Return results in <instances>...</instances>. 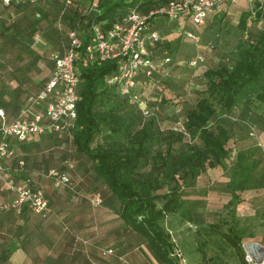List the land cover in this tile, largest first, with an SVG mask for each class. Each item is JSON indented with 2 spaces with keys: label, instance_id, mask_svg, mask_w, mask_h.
<instances>
[{
  "label": "trees",
  "instance_id": "trees-1",
  "mask_svg": "<svg viewBox=\"0 0 264 264\" xmlns=\"http://www.w3.org/2000/svg\"><path fill=\"white\" fill-rule=\"evenodd\" d=\"M84 1L87 0H72L71 5H67V0H40L36 4L12 1L7 6L0 2V50L5 56L4 61L8 62L0 64L3 79L0 81V110L5 112L6 123L15 122L21 111L29 106V99L44 86L34 81L41 60L32 47L37 34L41 32L47 40L55 43L54 38L57 42L61 40L63 27L69 30V34L79 28L80 37L86 45L92 22L105 23L108 27L123 20L131 7L142 6L134 0H90L97 1L101 14L88 16L86 11L89 5L82 11ZM41 5L52 8L49 16L41 14L44 10ZM254 11L258 18L264 17V0L256 4ZM250 16V13L242 14V29H246ZM84 57L85 50H82L80 59ZM77 67L81 83L75 128L70 133H47L24 142L9 139L14 156L3 163L1 173L8 175V179L17 185L26 184L33 190H41L23 174L24 169L32 158L40 157L36 164L41 166V159H47L48 152L62 142L82 160L80 163L72 160L74 176H71L69 167L65 165L54 168L68 174L73 182L72 187L60 186L76 192L91 187L97 189L101 181L118 201L117 206H114L116 214L132 233L140 237L159 264H181L176 254V245L165 226L167 217L171 215L198 225L199 235L205 237L199 248L203 261H208V264H229L228 259L234 258L237 264H247L241 247L243 239L236 235L239 221H223L229 226L227 230H222V226L217 223L204 225V221L181 200L177 183L180 177H199L207 169L221 165L228 157L227 145L231 139L232 121L218 118L211 99L219 102L230 114L241 99L251 94H257L258 101L264 104V32L257 41L240 49L233 68L221 67L207 71V92L210 98H200L184 122L190 140L199 139L202 145L182 148L177 152L155 149L156 143L160 141L157 116L143 119L139 108L122 97L117 88L106 86V78L118 70V61L88 67H83L80 61ZM154 77H141L140 83L145 79L151 84ZM4 90L9 91L6 98L2 97ZM214 120H218L219 124L215 131H211L209 124ZM100 137L103 139L101 142ZM155 156L158 157L155 170L163 174L162 181L144 171ZM21 161L24 165L19 169ZM13 162H16L17 167L10 168L8 164ZM240 170L236 173L237 165L233 168V178L228 185L236 202L240 201L239 192L255 188L251 183L249 167L242 165ZM51 180L55 178L51 176ZM1 187L0 182V192ZM164 187L167 189L160 193ZM7 194L10 202L14 195L9 187ZM97 197L102 204L99 194L93 196L90 202L93 203ZM0 212L15 217H21L26 212L47 217L51 213L50 201L46 215L34 213L27 205L22 207L20 213L12 208L0 209ZM208 241L212 243L210 251L214 252L210 257L206 253Z\"/></svg>",
  "mask_w": 264,
  "mask_h": 264
},
{
  "label": "rangeland",
  "instance_id": "rangeland-1",
  "mask_svg": "<svg viewBox=\"0 0 264 264\" xmlns=\"http://www.w3.org/2000/svg\"><path fill=\"white\" fill-rule=\"evenodd\" d=\"M239 5V8H232L228 14L216 17L202 27H194L183 21L169 23L161 18L155 20L153 29L161 34L162 47L170 51L173 61L172 64L155 74L151 84L142 79L138 87L140 95L149 103L153 116H157L160 141L156 143L155 149L177 152L182 148L202 145L199 139L190 140L185 132L184 122L200 98H210L207 92V71L221 67L233 68L240 49L257 41L264 32V17L258 18L257 12L252 11L247 4ZM41 8L44 9L41 12L43 16H49L53 11L49 6L41 5ZM243 13L251 14L245 30L240 27ZM52 15L55 14L52 13ZM43 23L45 24L46 21ZM65 30L68 29H63L64 32ZM185 31L193 32L196 39L187 38ZM61 37L58 42L54 38L55 43H52L41 32L35 36L32 47L41 57L34 77L35 83L44 85L51 75L50 55L62 47L65 42V33ZM156 50L160 52V47H157ZM199 53L206 57L204 65L196 69L189 67L188 61ZM4 59L5 56L1 52L0 64ZM0 81H3L1 75ZM1 86L3 87L4 83ZM8 94L9 91L4 90L2 97L6 98ZM256 95L251 94L241 99L231 114L219 102L211 99L218 118H228L232 121L231 139L227 145L228 157L221 165L207 169L199 177L195 179L180 177L177 183L181 200L196 213L200 220L204 221V225L217 223L222 226V230H227L229 226H226L223 221L230 223L232 219L239 221V228L242 224L249 225L250 223L256 226L264 224V192H239L240 201L236 202L228 187L233 178V168L236 165V173L241 171L242 165L249 167L253 185L260 186L264 179V104L258 101ZM142 118L150 117L143 116ZM218 124V120L210 122L209 129L215 131ZM99 141L101 142L103 139L100 137ZM47 157V159H41V166L36 164L40 157L32 158L27 168L24 167L25 173H23L27 178L32 179L41 189L40 191L46 195H48V187H59L56 180H51L49 170L51 172L54 168L63 167L66 160H74L78 163L82 160V157L74 154L71 148L62 142L51 152H48ZM156 159L158 157L155 156L150 166L144 171L162 181L163 174L155 170ZM23 165L19 163V169ZM8 166L13 168L17 167V164L13 162ZM7 176L0 173V182L2 183L0 207L11 202H9L7 194L9 180ZM50 183L56 184L52 186L49 185ZM166 189L167 187H164L160 193ZM46 195L45 197L48 199ZM165 226L176 245V254L181 264H208V261H203L199 250L200 243L205 240V237H201L202 234L199 235L198 225L190 223L182 217L171 215L167 217ZM239 228L236 235L241 237ZM245 241L247 240L243 239V242ZM208 243L206 253L210 257L214 252L209 249L212 248V243L210 241ZM228 263L237 264V261L234 258H229Z\"/></svg>",
  "mask_w": 264,
  "mask_h": 264
},
{
  "label": "built area",
  "instance_id": "built-area-1",
  "mask_svg": "<svg viewBox=\"0 0 264 264\" xmlns=\"http://www.w3.org/2000/svg\"><path fill=\"white\" fill-rule=\"evenodd\" d=\"M12 1L36 4L40 0H0L6 6ZM134 1L142 6L131 7L123 20L108 27L105 23L92 22L90 38L86 45L80 37L79 28L70 32L65 51H54L50 55L53 63L50 79L37 95L29 99V106L21 111L15 122L6 123L5 112L0 110V173L3 171V163L14 156L9 139L24 142L47 133H70L75 128L81 83L78 62L81 61L83 67H88L118 61V70L106 78V86L117 88L120 95L129 103L136 105L143 116L151 117L153 113L149 103L138 92L140 79L141 77L152 79L157 72L173 62L170 51L162 47L161 34L153 29L154 21L161 18L169 23L184 21L194 27H202L213 17L228 14L231 7L242 1H246L252 11L258 2H263V0ZM71 4L72 0H67V5ZM93 13L101 14L97 1L90 2L86 11L88 16ZM185 36L196 39L195 34L190 31H185ZM157 47H160V52L156 50ZM82 50H85V57L80 59ZM205 60V55L199 53L188 61V66L193 69L199 68ZM50 176L55 178L59 186H73L67 174L52 170ZM7 184L14 197L8 205L0 207L1 210L12 208L20 213L22 207L27 205L36 214H47L49 201L42 191L33 190L26 184L17 185L12 179H9ZM93 204L100 205L101 199L97 197ZM241 247L247 264H264V241L248 240L242 242Z\"/></svg>",
  "mask_w": 264,
  "mask_h": 264
},
{
  "label": "crops",
  "instance_id": "crops-1",
  "mask_svg": "<svg viewBox=\"0 0 264 264\" xmlns=\"http://www.w3.org/2000/svg\"><path fill=\"white\" fill-rule=\"evenodd\" d=\"M90 2H83L82 11ZM246 4L242 1L238 5ZM68 32L63 31L65 42L55 51H65ZM64 164L74 176V163L66 160ZM254 186L247 191L264 192V179L260 186ZM47 191L51 209L47 217L30 212L21 217L0 213V264H159L140 237L116 214L118 201L101 181L97 189L72 192L64 186H53ZM98 194L103 203L94 205L90 200ZM239 229L247 241H264V224H242Z\"/></svg>",
  "mask_w": 264,
  "mask_h": 264
}]
</instances>
